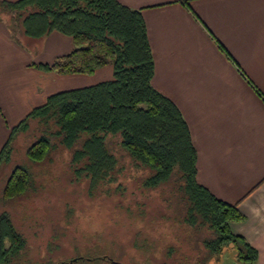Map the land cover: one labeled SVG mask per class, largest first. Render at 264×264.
Returning a JSON list of instances; mask_svg holds the SVG:
<instances>
[{
	"label": "crops",
	"instance_id": "obj_1",
	"mask_svg": "<svg viewBox=\"0 0 264 264\" xmlns=\"http://www.w3.org/2000/svg\"><path fill=\"white\" fill-rule=\"evenodd\" d=\"M16 1V0H0ZM141 10L154 61L151 84L184 117L196 151V180L236 204L232 222L264 264V0H118ZM0 10V150L10 129L46 97L112 78L36 67L69 52L70 36L26 37ZM214 264H244L232 245Z\"/></svg>",
	"mask_w": 264,
	"mask_h": 264
},
{
	"label": "trees",
	"instance_id": "obj_2",
	"mask_svg": "<svg viewBox=\"0 0 264 264\" xmlns=\"http://www.w3.org/2000/svg\"><path fill=\"white\" fill-rule=\"evenodd\" d=\"M0 10L10 14V24L26 37L40 39L52 31L71 37L69 52L51 63H38L37 68L92 74L100 67H112L111 79L47 96L10 129L0 161L7 158L18 129L37 119L45 134L27 148L28 159L42 161L54 147L51 138H57L71 150L75 174H84L89 189L96 190L116 177L118 161L106 139L116 137L134 167L149 170L144 187H158L176 175L187 203L185 221L209 231L203 245L210 255H220L232 245L239 262H256V249L230 228L244 215L236 204L217 198L197 182L196 151L188 125L173 100L151 84L154 61L140 9L118 0H16L2 1ZM30 179L25 167L15 166L3 197L24 193ZM26 246L24 234L7 214H0V264H34L23 259Z\"/></svg>",
	"mask_w": 264,
	"mask_h": 264
},
{
	"label": "rangeland",
	"instance_id": "obj_3",
	"mask_svg": "<svg viewBox=\"0 0 264 264\" xmlns=\"http://www.w3.org/2000/svg\"><path fill=\"white\" fill-rule=\"evenodd\" d=\"M44 131L30 119L0 161V214L26 237L24 260L67 264L81 256L73 264H214L218 255L203 245L209 231L185 221L187 203L176 175L158 187H144L149 170L134 167L117 138L107 136L117 174L90 190L87 177L71 166V150L57 138H51L54 147L42 161L28 159L27 148ZM18 165L30 172L31 184L21 195L4 198L3 187Z\"/></svg>",
	"mask_w": 264,
	"mask_h": 264
},
{
	"label": "water",
	"instance_id": "obj_4",
	"mask_svg": "<svg viewBox=\"0 0 264 264\" xmlns=\"http://www.w3.org/2000/svg\"><path fill=\"white\" fill-rule=\"evenodd\" d=\"M70 263H71V262H70ZM70 263H69V264H70ZM120 264H122V263H120Z\"/></svg>",
	"mask_w": 264,
	"mask_h": 264
}]
</instances>
